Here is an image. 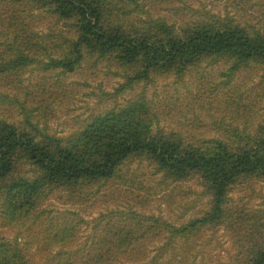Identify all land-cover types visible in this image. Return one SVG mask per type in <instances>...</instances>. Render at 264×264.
Listing matches in <instances>:
<instances>
[{"label": "trees", "instance_id": "trees-1", "mask_svg": "<svg viewBox=\"0 0 264 264\" xmlns=\"http://www.w3.org/2000/svg\"><path fill=\"white\" fill-rule=\"evenodd\" d=\"M134 7L141 2L0 0V84L35 64L71 73L94 56L123 67L126 88L155 72L181 75L207 58L228 62L231 72L264 62V30L227 23L177 28L161 17L143 19ZM49 18L61 29L42 33L41 23L34 26ZM50 47L57 53L43 55ZM0 95V102L20 104L27 120L0 117V264H166L167 254L168 264H203L197 246L204 236L253 220L231 205L230 190L240 179L264 178V135L234 128L222 137L189 138L159 128L150 103L137 99L58 137L41 130L19 99ZM133 157L152 164L164 182L198 181L206 207L180 223L143 206L112 204L91 218L77 213L79 198L108 196L103 188ZM260 221L247 230L242 264H264ZM13 226L20 227L16 236L3 231Z\"/></svg>", "mask_w": 264, "mask_h": 264}, {"label": "rangeland", "instance_id": "rangeland-1", "mask_svg": "<svg viewBox=\"0 0 264 264\" xmlns=\"http://www.w3.org/2000/svg\"><path fill=\"white\" fill-rule=\"evenodd\" d=\"M139 1L142 7H134L137 15L143 19L161 17L177 28L227 23L264 30V0ZM33 23H41L42 33L61 29L50 18ZM56 53V47H50L43 55ZM126 75L123 67L105 57H87L71 73L43 71L41 65L35 64L18 80L0 84V93L8 94L11 101L23 102L24 108L31 111V120L37 121L41 130L58 137L75 133L98 113L137 99L150 103L159 128L181 131L189 138L222 137L234 133V128L244 134L264 135V62H252L231 72L228 62L207 58L181 75L155 72L148 80L127 88ZM21 107L1 101L0 117L26 125ZM117 176L103 188L108 196L94 203L79 198L74 204L77 213L91 218L112 208V204L119 208L143 206L146 212L180 223L197 215L207 204L208 197L198 181L164 182L153 165L142 158L126 161ZM65 195L58 193L54 197ZM230 201L245 211V218H261L264 223V178L240 179L230 190ZM61 202L56 201L57 208ZM253 220L240 228L229 226L226 230L224 226L209 232L197 246V260L203 264H242L239 252L244 239L252 234L247 230ZM18 229L13 226L3 231L16 236ZM263 235L264 230L254 237ZM167 255L166 264L171 261Z\"/></svg>", "mask_w": 264, "mask_h": 264}]
</instances>
